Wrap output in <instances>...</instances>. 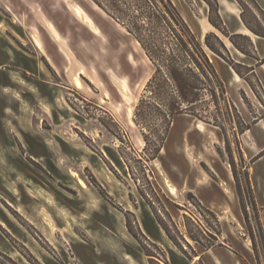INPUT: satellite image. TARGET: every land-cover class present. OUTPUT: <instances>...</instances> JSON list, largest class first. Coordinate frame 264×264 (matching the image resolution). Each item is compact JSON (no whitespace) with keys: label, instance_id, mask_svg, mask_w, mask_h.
Instances as JSON below:
<instances>
[{"label":"rangeland","instance_id":"rangeland-1","mask_svg":"<svg viewBox=\"0 0 264 264\" xmlns=\"http://www.w3.org/2000/svg\"><path fill=\"white\" fill-rule=\"evenodd\" d=\"M71 1L94 17L99 15L88 0H0V20L4 21L0 25L9 23L16 33L6 30L10 36L7 39L0 32V218L8 227L0 223V234L7 243L4 247L8 249H0V264H87L74 251L75 245L95 246L93 240L99 242V249L96 254L84 253L85 258L92 259V264H116L114 256L120 253L108 238L122 243L119 228L122 222H126L128 231L136 239L132 241L135 247L127 244L132 247L129 252H137V247L149 264H166L164 248L151 241L145 232L151 222L158 223L168 236L162 221L178 244L168 236L170 240L191 258L198 242L189 232L207 246L216 242L214 237L220 230V222L210 211L217 217L218 214L202 204L192 189L205 187L210 191L209 182L214 183L221 177L227 179V170L233 172V169L249 219L250 229L243 212L245 231L251 240L250 230L253 233L259 251L258 262L263 263V241L257 222L260 212L258 206L253 208L250 203L249 161L244 158L238 140V133L246 124L233 107L230 93L225 99L219 90L216 98L206 91L205 99L198 104V113L221 126L207 123L208 130L202 132L196 128L199 118L189 113L178 114L161 153L155 158L158 163L147 159L146 142L135 122V109L154 66L142 46L108 14L104 18L106 29L119 37L132 53V69L118 68L108 56L107 42L75 17L68 6ZM173 1L220 70L231 71L233 67L208 48V34L210 42L218 48L217 36L226 46L240 50L236 43L253 54L248 35L234 36V43L229 37L234 33L227 25L224 24L229 35L211 23L210 16L217 21L214 0ZM241 1L245 6L244 9L239 3L241 17L245 10L247 21L264 33V14L251 0ZM209 2L213 4L212 11ZM44 18L60 29L65 43L54 38ZM34 32L42 39L56 68L37 48L32 37ZM229 58L237 70L251 79L253 90L264 102L250 68ZM39 59L46 63L53 78L39 73ZM81 67L93 71L103 87H97L83 75L87 88H78L72 76ZM18 74L25 77L26 85L16 81ZM122 81L128 84V92L121 88ZM15 90L19 91L20 100ZM106 91L109 97L105 96ZM238 97L254 113L252 101L258 103L255 95L250 91L248 96L241 90ZM43 104L50 106L51 113L45 111ZM4 107L6 112L2 110ZM187 127L191 129L184 132ZM186 144L194 158L187 156ZM201 158L206 161L201 162ZM199 165L207 177L200 172ZM160 168L180 190L178 196L169 193ZM107 175L113 178L112 184L107 182ZM129 202L137 208L135 211L128 208ZM20 206L28 218L20 213ZM41 208L51 214L54 226L42 216ZM231 215L227 207L224 218ZM140 220L146 222L147 229L141 226ZM31 238L44 249L42 261L25 244ZM14 249L20 252L17 259L9 254ZM101 253H105L106 262L98 259Z\"/></svg>","mask_w":264,"mask_h":264},{"label":"trees","instance_id":"trees-1","mask_svg":"<svg viewBox=\"0 0 264 264\" xmlns=\"http://www.w3.org/2000/svg\"><path fill=\"white\" fill-rule=\"evenodd\" d=\"M214 1L217 21L213 20L211 16L210 21L219 30L229 35L225 31V25L219 13L218 0ZM238 1L245 9L243 2ZM94 2L128 30L140 43L154 66V72L147 81L144 93L135 109V122L140 127L146 142L144 151L147 159H155L161 153L170 133L174 117L178 114L189 113L208 124L221 126L198 113V104L205 99L206 91H209L216 98L217 90H219L223 98H229L226 84L204 45L173 0H94ZM251 2L264 14L263 9L256 0H251ZM209 4L212 11L214 9L213 4L210 2ZM244 12L245 10L242 11V19L246 26L254 33L264 37V33L259 32L247 21ZM209 35L206 36L208 48L228 61L240 76L245 77L250 82L254 89L251 79L237 70L233 66V62L229 60L230 54L224 41L217 36L220 44V48H218L210 42ZM236 35L238 34L229 35V37L233 41V37ZM235 45L242 52L251 55L236 43ZM232 105L237 110L236 106ZM233 172L237 179L234 169ZM236 184L242 210L247 218L246 204H244L242 191L237 180ZM248 187L250 203L253 208L257 209L249 178ZM210 213L219 222L218 217L212 211ZM246 221L250 229L249 219L247 218ZM257 222L260 226L264 253V228L259 216ZM160 223L165 228L168 236L177 243L168 227L162 221ZM219 228L221 229L220 223ZM130 231L132 232L131 229ZM216 232L220 233V230ZM189 234L192 239L202 243L194 238L190 232ZM250 235L254 250L259 255L257 243L251 230ZM214 239H217V237H214ZM213 244L215 243L207 246Z\"/></svg>","mask_w":264,"mask_h":264},{"label":"crops","instance_id":"crops-1","mask_svg":"<svg viewBox=\"0 0 264 264\" xmlns=\"http://www.w3.org/2000/svg\"><path fill=\"white\" fill-rule=\"evenodd\" d=\"M218 2L220 15L224 21V24L227 25L231 33L246 34L252 41L253 54L251 55L242 53L238 49H233L227 44L228 51L230 57L235 62L246 65L250 68V74H252L251 77L253 80L255 79L258 82L264 96V37L252 33L247 28L241 17V9L238 0H218ZM256 2L264 10V0H256ZM3 22L4 21L0 20V24ZM5 24L6 25H0V32L3 33L7 39H9L10 36L5 31L8 29L14 33L15 31L12 29V26L9 23ZM248 31L251 33H248ZM21 40L25 42L24 39ZM34 42L37 48L44 55H46L50 61V55L46 51L44 43L43 46H40L35 40ZM14 44L16 45V43ZM211 59L213 60L212 57ZM213 62L215 63L214 60ZM37 63L40 74L46 76L47 78H53V74L43 60L39 59ZM50 63L52 64L53 62L50 61ZM215 65L218 72L220 73V76L226 84L228 92L230 93L235 106L237 107L246 124L244 130L238 133V140L240 142L244 158L249 161L248 171L250 174L255 200L259 208L260 219L264 228V102L259 99L250 82L245 77L240 76L234 70V68H231V71L229 69L226 71V69L222 68V70H220V65L218 63H215ZM52 66L56 68L54 64H52ZM19 76L20 74L16 76L17 82H19ZM30 89L35 90L31 87ZM241 90H244L248 96H250L251 91L258 99V103L252 101L254 113L250 108L247 107L245 103L240 101L238 93ZM14 94L16 98L20 100L19 97L21 95L19 91L15 90ZM17 103L19 104V102ZM45 105L47 104H43L45 111L47 113H51L50 106L49 109H47ZM2 110H5L4 112H6L7 108L4 107ZM209 126H212V124H209ZM190 129V127H187L184 132L186 130L189 131ZM14 134L16 133H13V135ZM199 151L203 150H197V152ZM227 174V179H223L221 177L220 180H216L214 183L209 182L210 187H208V189H210V191H206L205 187L192 189L197 194L202 204L209 207L218 214L221 229L220 233L217 234L215 244L206 246L202 243H198V246L194 248V255L190 258L182 253L177 248V246L174 245L172 240H170L158 223L151 222L150 226H147L149 230L145 232L150 240L164 248L166 253V264H259L257 254L253 248L252 240L247 231H245L246 221L232 170H227ZM227 187H229L232 192L231 196L226 192ZM227 207H229L232 212V215L228 219L224 218ZM18 210L27 217L25 210L21 206L18 208ZM41 214L49 221L50 226L51 224L54 226V220L46 208H41ZM0 223L7 227L1 218ZM140 224L143 228H146V222L140 220ZM109 228L111 231H116L114 227L113 229L111 227ZM119 228L121 237H123L121 244L111 237L108 238V241L111 243L113 242L114 247H116L119 251L118 253H120L119 255L114 256V259H116L117 262L116 264H149L146 256L143 255L137 247V252H129V250H132V247L129 248L127 244L135 247L132 241H136V239L131 236L130 232L128 231L126 222H122ZM93 241L95 242V246H87L83 244L75 245L76 250L74 251L79 253L80 256L87 262V264H92L93 262L92 259L85 258V255L89 254L90 252H92V254H96L97 250L99 249V242L96 240ZM116 243H118V245ZM4 244L6 245L7 243L0 234V249L6 251L8 249L4 247ZM25 244H27L30 250L41 261L43 260L44 249L36 239L31 238L25 240ZM9 254L13 258L17 259L19 258L18 255H20V252L17 249H14L10 251ZM104 257L105 253H101L99 254V258H97L100 261L102 260L103 262H106L107 260H105ZM261 264H264V262Z\"/></svg>","mask_w":264,"mask_h":264},{"label":"bare ground","instance_id":"bare-ground-1","mask_svg":"<svg viewBox=\"0 0 264 264\" xmlns=\"http://www.w3.org/2000/svg\"><path fill=\"white\" fill-rule=\"evenodd\" d=\"M88 1H90L92 3V6L94 7V9L99 14L97 17H94L92 14H90L86 10V8H84L83 6H81L78 3H75L73 1L68 2V6L71 9V11L73 12V14L75 15V17L83 25H85L86 28L96 32V34L103 37V39L107 42V45H108L107 46L108 56L118 66V68H120L124 71L131 70L132 69V65H131L132 53H131V51L129 50V48L127 49L125 47V45L123 44V41L120 40L119 37H117L112 31L107 30L105 25H104V22H105L104 18H105V16L108 17V14L101 7H99L96 3H93L91 0H88ZM43 20H44V24H45L46 28L49 30V32L52 33V35L59 42L65 43L66 42L65 37L61 33L60 29H58V27L48 18H44ZM118 25H119V23H118ZM121 30L123 32H125L126 34H130L125 27L121 28ZM33 37H34V40L37 42L38 45L43 46V41L37 32L33 33ZM135 41L141 47L140 43L136 39H135ZM83 75L86 76L87 78H89L97 87H99V88L103 87L102 82L99 80V78L96 76V74H94L93 71L88 70L86 67H81L72 76L73 82L78 88H80V89L87 88V86H86V84L82 78ZM18 81L22 84H26V80L22 75H20L18 77ZM121 88L125 92L129 91V86L125 81L121 82ZM105 96L109 97V93L107 91L105 92ZM62 99H63V97H62ZM45 107L47 109H49V105H45ZM130 112L131 113L133 112V108H131ZM196 128H198L202 132H206L208 130L207 129V123L201 119H199L196 122ZM185 150L187 152L188 157L194 158L192 150L189 146H187V144H186ZM200 161L202 162V161H206V160H205V158H201ZM153 162L158 163L157 159H154ZM199 167H200V172L204 175V177H207L206 171L200 165H199ZM160 170H161V174L164 178V183H165L169 193L174 197L178 196L180 190L177 188V186L175 184H173L171 182V180L169 179L168 175L164 172V170L161 168H160ZM106 179H107L108 183H110V184L113 183V178L111 176L107 175ZM226 192L228 194L232 193L229 187L226 188ZM127 204H128V208L130 210L135 211L137 209V208L135 209V207L132 203L129 202ZM226 219H228V218H226ZM51 226H53V225L51 224Z\"/></svg>","mask_w":264,"mask_h":264}]
</instances>
